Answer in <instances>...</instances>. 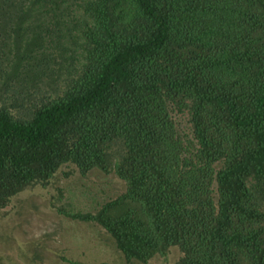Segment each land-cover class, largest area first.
I'll list each match as a JSON object with an SVG mask.
<instances>
[{"label": "trees", "instance_id": "trees-1", "mask_svg": "<svg viewBox=\"0 0 264 264\" xmlns=\"http://www.w3.org/2000/svg\"><path fill=\"white\" fill-rule=\"evenodd\" d=\"M69 163L128 261L264 264V0H0V211Z\"/></svg>", "mask_w": 264, "mask_h": 264}, {"label": "rangeland", "instance_id": "rangeland-1", "mask_svg": "<svg viewBox=\"0 0 264 264\" xmlns=\"http://www.w3.org/2000/svg\"><path fill=\"white\" fill-rule=\"evenodd\" d=\"M125 192L115 169L62 166L46 185L25 188L0 211V264H145L128 261L98 222L70 216L97 214ZM181 256L173 247L148 264H174Z\"/></svg>", "mask_w": 264, "mask_h": 264}]
</instances>
